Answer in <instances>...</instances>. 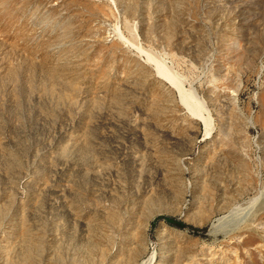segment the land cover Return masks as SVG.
<instances>
[{
	"label": "rangeland",
	"instance_id": "1",
	"mask_svg": "<svg viewBox=\"0 0 264 264\" xmlns=\"http://www.w3.org/2000/svg\"><path fill=\"white\" fill-rule=\"evenodd\" d=\"M262 189L264 0H0V264H264Z\"/></svg>",
	"mask_w": 264,
	"mask_h": 264
},
{
	"label": "bare ground",
	"instance_id": "2",
	"mask_svg": "<svg viewBox=\"0 0 264 264\" xmlns=\"http://www.w3.org/2000/svg\"><path fill=\"white\" fill-rule=\"evenodd\" d=\"M125 42H126L127 44H129L132 48H134L135 50H137V52H139L140 54L145 55L146 58H147L146 60H153L148 54H146V53L144 52V50H142L141 47H138V46L132 44V43L129 42V40H127V39H125ZM155 68H156V72H157V74H159L160 76H164L172 86H175V88H176V90H177V92H178V94H179V96H180V100H181V102L187 106L188 110L190 109V111H192V110H191L192 108H190L189 105H188V103L184 100L183 95H182V92H181L180 88L178 87L177 83H176V82L173 80V78H172V77L166 72L165 68H164L160 63H158V62H155ZM164 77H163V78H164ZM173 89H174V88H173ZM199 110H200V109H199ZM199 110H198L197 113H195L194 115H196V117L198 116V119H199V117L202 118V121H203V120H204L203 117H202L203 114H202ZM194 112H195V111H194ZM201 114H202V116H201ZM262 191H263V189H262ZM262 193L264 194V191H263V192H259V193L257 194L256 197L252 198V199L249 201V204L251 205V204L255 203V202L258 200V198L260 197V195H261ZM248 206H249V205H248ZM221 219H222V218L216 219L213 223H211V227H212L213 229H215L216 226L218 225V223H220V220H221ZM241 221H242V219H241ZM241 221H240V222H241ZM243 221H244V220H243ZM216 223H217V224H216ZM238 223H239V222H237V225H238ZM235 227H236V225H232L230 230L233 231L234 229H236ZM225 229H226V228H225ZM228 231H229V230H228ZM225 232H227V231L225 230ZM219 234H220V233H219ZM153 258H154V255H152V257H149V259H148L147 261H142L141 264H149V263L152 262Z\"/></svg>",
	"mask_w": 264,
	"mask_h": 264
},
{
	"label": "trees",
	"instance_id": "3",
	"mask_svg": "<svg viewBox=\"0 0 264 264\" xmlns=\"http://www.w3.org/2000/svg\"><path fill=\"white\" fill-rule=\"evenodd\" d=\"M166 221H167V223H169V224H171V225H174V226H177V227H180V228L186 226L183 222L178 221V220H175V219H168V218H166ZM191 229H192V231H194V232L199 231L198 229H194V228H191ZM203 230H205V228H203L202 231H203Z\"/></svg>",
	"mask_w": 264,
	"mask_h": 264
}]
</instances>
